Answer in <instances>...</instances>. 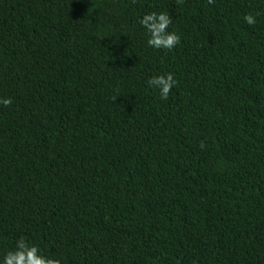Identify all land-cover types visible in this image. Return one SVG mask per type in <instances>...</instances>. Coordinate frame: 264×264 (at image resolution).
<instances>
[{
  "label": "trees",
  "instance_id": "trees-1",
  "mask_svg": "<svg viewBox=\"0 0 264 264\" xmlns=\"http://www.w3.org/2000/svg\"><path fill=\"white\" fill-rule=\"evenodd\" d=\"M0 97V262L264 264V0H0Z\"/></svg>",
  "mask_w": 264,
  "mask_h": 264
},
{
  "label": "clouds",
  "instance_id": "clouds-1",
  "mask_svg": "<svg viewBox=\"0 0 264 264\" xmlns=\"http://www.w3.org/2000/svg\"><path fill=\"white\" fill-rule=\"evenodd\" d=\"M135 2L136 0H133V3ZM207 2L211 5L215 3V0H207ZM177 3H182V0H177ZM258 15L259 13L249 12L244 15L243 19L248 25H255ZM139 23L146 30L147 45L150 48L170 51L180 43V36L175 31H169L173 17L168 12L146 13ZM147 83L152 89L158 91L161 100H167L173 87L177 85L172 73L152 76ZM117 98L113 97V102ZM12 102L10 97H0V105L4 107H10ZM0 264H61V260L43 255L38 246L21 237L16 241L15 248L4 255Z\"/></svg>",
  "mask_w": 264,
  "mask_h": 264
}]
</instances>
